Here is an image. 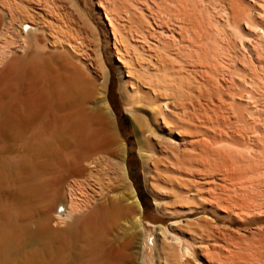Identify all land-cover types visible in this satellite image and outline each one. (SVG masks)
I'll return each instance as SVG.
<instances>
[{"label": "bare ground", "instance_id": "6f19581e", "mask_svg": "<svg viewBox=\"0 0 264 264\" xmlns=\"http://www.w3.org/2000/svg\"><path fill=\"white\" fill-rule=\"evenodd\" d=\"M82 1L0 0V264L56 237L83 264H264V0ZM110 68L173 219L147 222L149 247ZM29 126L37 146L5 163L4 136Z\"/></svg>", "mask_w": 264, "mask_h": 264}, {"label": "rangeland", "instance_id": "374dc122", "mask_svg": "<svg viewBox=\"0 0 264 264\" xmlns=\"http://www.w3.org/2000/svg\"><path fill=\"white\" fill-rule=\"evenodd\" d=\"M76 1L79 4L83 2L82 0ZM111 68V74H109L108 83L106 85V90L104 93L106 97L105 100L112 110V119L114 121V125L116 126L119 140H121L122 146L125 151L123 164L125 165L126 183L129 187L133 188L137 198L140 199V204L142 205V222L145 227L144 244L149 247L150 241L152 239V236H149V234L153 229L150 225L147 224V222L151 223V225H158L161 223L167 225L173 219H167L157 213L153 199L145 188L142 163L137 153V144L131 118L119 93L118 78L115 71ZM40 137L41 129L39 126L22 127L12 130L9 134L4 136L2 160L7 163L11 159H23L25 156L30 154L31 151L37 146ZM179 148L181 147L179 146ZM129 169H134L135 172L130 173ZM3 189L7 190L5 186L3 187ZM202 215L204 214L198 213L192 216H183V218H196ZM213 222L223 228H228L230 226L227 222L222 220L214 219ZM254 227L255 225H247L241 228H234L236 229V232H241L242 234H244L249 229ZM227 237L221 236V240H223V242L226 241L227 243L228 239L225 240V238ZM219 238L218 240H220ZM233 240L234 238L231 239V241ZM229 242L228 244L233 247V242H230L232 244H230ZM19 244L17 245L19 249L17 248L16 253L13 251L14 254L11 256V259L9 258L10 254L7 255L5 252L4 257H7V261L5 264H83L84 262V258L79 254V247L77 244H75V242L61 243V239L58 237L54 239V243L50 249H44L41 251L30 252L29 249H31V247H28V244L25 243L24 240H22ZM150 252L151 250L148 249L147 254L150 255Z\"/></svg>", "mask_w": 264, "mask_h": 264}, {"label": "water", "instance_id": "95a60500", "mask_svg": "<svg viewBox=\"0 0 264 264\" xmlns=\"http://www.w3.org/2000/svg\"><path fill=\"white\" fill-rule=\"evenodd\" d=\"M129 172H130V173H134L135 170H134V169H129Z\"/></svg>", "mask_w": 264, "mask_h": 264}, {"label": "trees", "instance_id": "16d2710c", "mask_svg": "<svg viewBox=\"0 0 264 264\" xmlns=\"http://www.w3.org/2000/svg\"><path fill=\"white\" fill-rule=\"evenodd\" d=\"M140 200V199H139Z\"/></svg>", "mask_w": 264, "mask_h": 264}]
</instances>
